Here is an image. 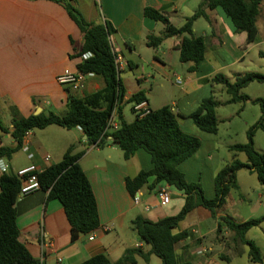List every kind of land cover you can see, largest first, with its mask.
Returning a JSON list of instances; mask_svg holds the SVG:
<instances>
[{
    "label": "crops",
    "instance_id": "1",
    "mask_svg": "<svg viewBox=\"0 0 264 264\" xmlns=\"http://www.w3.org/2000/svg\"><path fill=\"white\" fill-rule=\"evenodd\" d=\"M74 3L89 23L109 21L116 30L110 40L114 53L122 59L120 73L127 67L138 71L145 68L133 89H128L120 76L126 90L125 103L135 93L144 92L153 111L170 107L181 128L199 138L202 132L191 114L205 99L216 98V92L221 96L217 100L226 102L229 99V96L222 97L226 94L225 87L215 79L217 75L234 81L238 75L247 72L264 74V69L255 71L257 67L264 68V24L254 42L248 44L247 34L235 32L216 10H208L209 20L199 18L193 26L195 36H203L208 42L205 58L197 71L189 72L190 63L180 61L178 45L181 38H167L157 48L149 46L148 35L161 36L166 27L145 16L147 7L160 10L174 26L181 27L195 14L202 0H74ZM200 19L204 24L199 22ZM83 44V33L62 4L49 0H0V117L2 119L4 114L8 118L6 123L2 119L6 126L12 127V105L25 117L35 115L37 111L64 116L68 111L67 90L84 98L104 89L105 82L97 74L88 77L80 91L58 82V77L66 70L78 71V64L82 62L78 54ZM175 75L183 79L181 85L176 83ZM249 104L244 107L240 103L222 105L217 110V117L220 108L234 106L235 110L229 113V125H233L236 118L242 121ZM124 106L122 117L128 122ZM131 109L133 111V103ZM244 122L245 125L251 124ZM203 144L193 157L179 165V170L187 181L199 180L205 196L212 199L216 194L215 172L210 174L213 186L206 190V177L200 176V169L205 171L210 166L216 149L212 143L206 147ZM2 145H13L9 135L4 136ZM25 146L28 151L22 149L10 160L4 159L9 171L16 173L32 164L40 172L44 171L59 163L71 146L75 147L74 154L84 152L79 164L92 185L100 217V226L96 230L73 240L64 207L58 199L49 198L48 190L42 188L18 198L20 239L33 258L42 264H80L100 253L116 261L126 249L136 247L147 252L150 246L141 242L132 228V220L142 216L158 221L177 215L183 208L185 195L182 192L175 194L168 205H161L156 195L159 185L153 190H140L142 200L135 204L126 180L152 169L151 156L144 150L125 159L117 145L88 146L81 127L67 129L56 125L30 131ZM47 156H50L49 161H46ZM153 181L154 178H150L149 185ZM223 208L215 217L210 211L199 212L201 208L192 211L179 230L187 231L188 237L175 245L176 251L194 264L209 261L210 264H262L251 260L245 244L237 241L235 233L221 221L222 217H227L242 223L249 217H244L239 209L228 215ZM251 241L260 248L264 262V237ZM202 248L209 250L207 257L198 255ZM153 259L154 256L146 262L139 258L136 264H152Z\"/></svg>",
    "mask_w": 264,
    "mask_h": 264
},
{
    "label": "trees",
    "instance_id": "2",
    "mask_svg": "<svg viewBox=\"0 0 264 264\" xmlns=\"http://www.w3.org/2000/svg\"><path fill=\"white\" fill-rule=\"evenodd\" d=\"M62 4L72 20L84 35L81 56L90 52L92 56L78 64L82 73L94 72L105 82L103 90L94 95L80 98L67 90L68 111L60 116L54 112L23 116L12 105V127L6 126L0 117V143L4 136L9 135L13 145L0 146V159L10 160L22 150L26 134L35 129H44L51 125L67 129L81 127L87 136L88 146L103 147L108 144L117 145L124 153L125 159H130L138 150L146 151L152 160V169L141 171L133 178H127L126 186L132 196L147 188L153 190L157 185L168 184L185 195L181 211L174 216H167L158 221H152L142 216L132 220L131 225L141 242L150 246L149 251L142 247L128 248L122 256L112 261L105 253L97 254L80 264H136L138 259L150 261L152 256L158 257L162 264H194L191 259L179 254L175 245L188 237L187 231H179L181 223L197 208H203L216 216L227 203L233 189H238V173L246 169L255 173L259 183L264 187V154L256 150L254 137L257 131L264 132V99H252L243 93V89L254 82L264 83V74L247 72L238 75L230 81L223 75H217L229 96L226 102L209 97L202 101L191 114L195 125L208 134L216 135L219 131L217 110L225 104L246 103L259 104L261 115L247 131V143L231 147L235 153H243L246 162L237 158L221 169L215 177L216 194L212 199L205 196L200 182L187 181L179 165L193 157L200 149L202 141L199 137L185 132L176 114L168 106L152 112L145 117L136 116L133 122H126L122 117L126 90L120 78V70L116 63L110 37L116 31L109 21L98 24L89 23L74 0H49ZM208 10L219 11L232 25L235 32H245L247 43L254 42L259 33L258 22L264 23V0H202L195 14L188 17L181 27L174 26L169 18L160 10L152 7L145 9V16L165 25L163 35H148L150 47H159L167 38H181L178 50L180 61L190 63L189 72L198 70L208 49V42L203 36H195L194 23L199 18L209 20ZM146 100L144 92H137L126 103H139ZM35 103V99H34ZM117 111L121 121L115 131L108 129V123L114 111ZM71 146L63 159L39 173V180L44 190L49 191V198L58 199L66 212L71 225L72 239L90 234L100 226V217L96 197L92 185L79 160L84 152L74 154ZM154 181L149 185L150 178ZM22 182L12 171L0 175V264H42L33 258L27 247L21 241V232L17 225L18 211L16 203L21 191ZM221 221L233 231L241 243L249 247L248 255L252 261L262 263L260 248L255 242L248 240L246 234L253 228L264 223V216L251 218L242 223H236L227 217Z\"/></svg>",
    "mask_w": 264,
    "mask_h": 264
},
{
    "label": "rangeland",
    "instance_id": "3",
    "mask_svg": "<svg viewBox=\"0 0 264 264\" xmlns=\"http://www.w3.org/2000/svg\"><path fill=\"white\" fill-rule=\"evenodd\" d=\"M262 21L263 20H260L258 22V26L261 30H263L264 24ZM199 22H201V24H204L203 19H200ZM262 67H257L255 71H263L264 68ZM144 69L145 68H141V70ZM141 70L138 71L136 70V68H134V70H131L129 67H127L125 71H122L120 73V76L122 79H124L128 89H133L134 87H136L138 83L137 77H140L142 72ZM243 93L249 95L250 97L264 99V83L254 82L243 89ZM227 96L228 95L226 93L222 97ZM216 98H221L218 92H216ZM235 108L236 107L234 106L220 108V113L218 116V134L212 135L201 131L202 135L200 139L204 143L203 146L206 147L209 143H212L216 149V152L213 153L215 158L211 160L209 164L210 166L206 168L205 171H203L202 168L200 169V176L206 177V190H209L210 187L213 186L210 174L214 175L213 173L215 172L216 177V174L221 169H223L227 165H230L236 158L242 162H246L247 160L245 154L243 153H240L237 157H235V153L231 150V147L236 144L247 143V131L255 123L254 121H257L256 119L258 115L261 114V109L259 104L250 103L246 111L243 113L242 121L236 118L233 125H229V113L231 111L233 112ZM124 114L128 122H132L134 120L135 115L131 109V103H125ZM2 119L5 123L8 120V118L4 114H2ZM244 121H248L249 123H251L249 124L250 126L245 125ZM254 145L257 151L264 154V132L262 130L257 131V133L255 134ZM195 174H197V172H195ZM196 182L200 181L197 180ZM238 182L239 188L233 189L230 192L227 203L224 206L223 210L228 215H231L230 213H232L233 210L239 209L240 213L244 217H249V219L261 217V215H264V187L259 183L257 175L255 173H250L246 169H243L238 173ZM170 191L172 194V198H174L175 194L180 192L172 186L170 188ZM198 210L199 212H209L208 210L202 208ZM210 218V220L214 222L213 217ZM262 226L255 227L250 230V232L247 233L246 238L248 240H256L259 237H264V223ZM237 241H239L238 238ZM229 242H232L231 239H229ZM244 248L246 251H249V247L247 245H245ZM153 260L154 261L152 264H162L161 260L156 256H154ZM218 260L221 261L220 259Z\"/></svg>",
    "mask_w": 264,
    "mask_h": 264
},
{
    "label": "built area",
    "instance_id": "4",
    "mask_svg": "<svg viewBox=\"0 0 264 264\" xmlns=\"http://www.w3.org/2000/svg\"><path fill=\"white\" fill-rule=\"evenodd\" d=\"M92 56L90 52L84 53L80 56L82 61L89 59ZM116 63L119 68V70L122 68V59L121 57L116 58ZM96 74L94 72L89 73H82L79 71H70L66 70L64 74L58 77V82L62 85H68L75 91H80L84 88L86 79L88 77H93ZM176 83L181 85L183 83V79L179 76H176ZM133 111L135 112L136 116L142 118L146 115L150 114L152 112V109L149 107L146 100L141 101L139 103L133 104ZM121 125V121L118 117V113L115 110L113 114L111 115L108 123V129L110 131L117 130ZM29 132L26 134L23 142V148L25 151H28V147L25 146V139ZM50 160V156L46 157V161ZM0 172L5 173L9 172L8 167L5 165L4 159H0ZM39 169L36 165L32 164L25 168H22L18 170L15 174L20 178L22 185H21V191L18 198H23L25 196H28L36 191H39L42 189L40 180H39ZM171 186L168 184H160L156 190V195L159 199V202L161 205L166 206L171 202L172 194L170 191ZM135 204H139L142 200V196L140 191H138L135 196H133ZM149 206L146 207L148 209ZM91 240L94 239L93 235L90 237ZM209 254V250L207 248H202L199 252V256L207 257ZM209 261L207 264H210Z\"/></svg>",
    "mask_w": 264,
    "mask_h": 264
},
{
    "label": "water",
    "instance_id": "5",
    "mask_svg": "<svg viewBox=\"0 0 264 264\" xmlns=\"http://www.w3.org/2000/svg\"><path fill=\"white\" fill-rule=\"evenodd\" d=\"M39 112H40V111H37V112L35 113V115H38V114H39Z\"/></svg>",
    "mask_w": 264,
    "mask_h": 264
}]
</instances>
